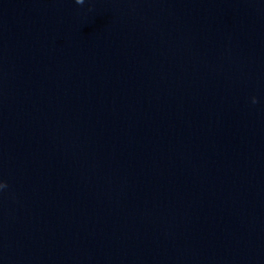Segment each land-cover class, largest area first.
Here are the masks:
<instances>
[{"label":"clouds","instance_id":"clouds-1","mask_svg":"<svg viewBox=\"0 0 264 264\" xmlns=\"http://www.w3.org/2000/svg\"><path fill=\"white\" fill-rule=\"evenodd\" d=\"M84 0H75V3L77 4H83ZM255 98H253V103H255ZM7 184L0 182V189L6 188Z\"/></svg>","mask_w":264,"mask_h":264}]
</instances>
